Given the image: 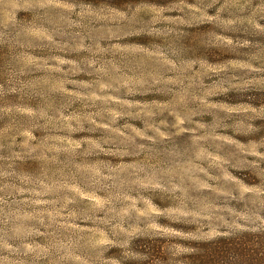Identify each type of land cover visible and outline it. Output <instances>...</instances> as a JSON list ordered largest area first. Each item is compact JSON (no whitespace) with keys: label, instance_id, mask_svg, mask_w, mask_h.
<instances>
[{"label":"rangeland","instance_id":"rangeland-1","mask_svg":"<svg viewBox=\"0 0 264 264\" xmlns=\"http://www.w3.org/2000/svg\"><path fill=\"white\" fill-rule=\"evenodd\" d=\"M219 236L264 247V0H0V264Z\"/></svg>","mask_w":264,"mask_h":264},{"label":"trees","instance_id":"trees-1","mask_svg":"<svg viewBox=\"0 0 264 264\" xmlns=\"http://www.w3.org/2000/svg\"><path fill=\"white\" fill-rule=\"evenodd\" d=\"M198 245L200 247L195 246L189 256L193 263L200 258V264H264V247L259 254L256 247L238 238L219 236L198 242Z\"/></svg>","mask_w":264,"mask_h":264}]
</instances>
